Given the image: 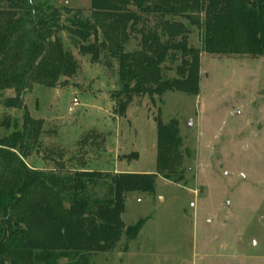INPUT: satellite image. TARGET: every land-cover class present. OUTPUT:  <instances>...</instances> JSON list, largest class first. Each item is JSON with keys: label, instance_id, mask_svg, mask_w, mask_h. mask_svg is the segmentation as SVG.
<instances>
[{"label": "rangeland", "instance_id": "obj_1", "mask_svg": "<svg viewBox=\"0 0 264 264\" xmlns=\"http://www.w3.org/2000/svg\"><path fill=\"white\" fill-rule=\"evenodd\" d=\"M35 3L47 12L56 8L65 25L75 14L92 13L88 0ZM60 36L79 69L55 88L34 85L24 98L30 116L44 123L40 143L24 159L30 169L58 176L156 174V117L176 122L182 140L181 177L157 175L154 194L126 198L122 220L126 228L143 222L137 236H122L88 264H264V58L202 53L198 96L168 92L163 103L137 98L121 117L112 99L116 61L93 64L68 32ZM139 40L127 51L138 49ZM190 43L201 48L195 28ZM165 74L173 77L175 69ZM15 97L13 91L0 96V139L22 126L23 112L4 104ZM186 120H193L191 129ZM102 183L90 187L93 201L107 198Z\"/></svg>", "mask_w": 264, "mask_h": 264}, {"label": "trees", "instance_id": "obj_2", "mask_svg": "<svg viewBox=\"0 0 264 264\" xmlns=\"http://www.w3.org/2000/svg\"><path fill=\"white\" fill-rule=\"evenodd\" d=\"M88 1L91 16L75 14L65 25L56 8L48 13L35 0H0V96L15 92L4 104L23 112L22 126L0 139V264H88L92 254L111 251L122 236L133 239L142 228L141 221L128 228L123 223L128 195L154 194L157 175L183 173L176 122L157 117L156 174L58 176L27 166L44 123L30 116L26 94L34 85L55 88L79 69L62 32L93 64L116 61L112 99L121 117L137 98L163 103L168 92L198 96L202 53L264 58V0ZM194 28L201 48L190 43ZM138 37L139 48L127 51ZM173 69L176 75L167 77ZM100 182L108 196L93 201L90 187Z\"/></svg>", "mask_w": 264, "mask_h": 264}, {"label": "water", "instance_id": "obj_3", "mask_svg": "<svg viewBox=\"0 0 264 264\" xmlns=\"http://www.w3.org/2000/svg\"><path fill=\"white\" fill-rule=\"evenodd\" d=\"M184 126H185L186 129H191L192 126H193V120H186L184 122Z\"/></svg>", "mask_w": 264, "mask_h": 264}, {"label": "built area", "instance_id": "obj_4", "mask_svg": "<svg viewBox=\"0 0 264 264\" xmlns=\"http://www.w3.org/2000/svg\"><path fill=\"white\" fill-rule=\"evenodd\" d=\"M74 104L77 105L78 104V101L77 100H74ZM70 112L73 111L72 108L69 109Z\"/></svg>", "mask_w": 264, "mask_h": 264}]
</instances>
